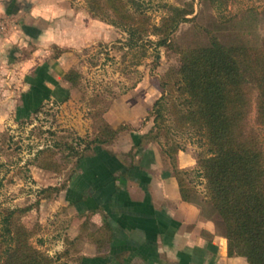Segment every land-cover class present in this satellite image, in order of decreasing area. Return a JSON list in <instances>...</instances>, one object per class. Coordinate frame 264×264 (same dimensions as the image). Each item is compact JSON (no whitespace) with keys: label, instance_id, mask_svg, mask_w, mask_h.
Wrapping results in <instances>:
<instances>
[{"label":"rangeland","instance_id":"rangeland-1","mask_svg":"<svg viewBox=\"0 0 264 264\" xmlns=\"http://www.w3.org/2000/svg\"><path fill=\"white\" fill-rule=\"evenodd\" d=\"M30 1L0 0V44L5 37L11 39L13 35H16V38L11 41H17L19 39L17 34L22 33V27L26 33L31 32L27 25L35 27L33 25L35 21L29 18L27 15L29 11L25 10ZM141 1L154 23H159L165 14L160 7L161 2L193 9V14L189 16L190 20L182 23L173 35L175 42L182 48L207 45L215 34L222 42H225L223 35L232 34L264 47V0ZM56 2L66 10L71 6L76 14L94 18L86 9V0H43L44 4L54 6ZM73 11L65 12L69 16H65L63 22L60 17L54 18L57 12L49 14V20L47 18L44 23L45 27L62 26L66 23L67 31L72 34L75 29L74 34L78 36L79 23L77 22V28L71 24ZM18 12L20 13L15 14ZM98 18L94 19L97 21ZM83 19L79 17V20ZM44 24L41 23V27ZM105 24V28L102 29L105 30V38L86 40L85 43L67 47L64 51L51 46L49 58L53 57L51 59L53 75L48 73L46 61L36 68L34 64L29 63L32 62L29 59L35 55L36 47L33 45L18 42L8 48L4 46V52L0 56V221L6 209H24L25 211L18 213L17 217L31 232L30 244L51 258L58 257V264H78L81 252H85L86 255L92 254L88 248L86 249L85 244L91 222L87 216L79 217L73 214L75 212H69V207L65 208L61 204L55 207L57 201L60 203L64 190L71 182L75 158L59 171H48L39 168L38 162L35 161L37 152L52 144L50 132L56 133V138L57 136L68 139L94 138L99 120H95L90 111L102 110L101 108L105 109L108 106L103 118L115 129H120L118 134L120 136L113 145L104 147L116 151L128 149L135 143L133 137V141L131 140L130 134H146L153 127L150 112L154 103L162 96L161 86L166 74L178 66L179 55L164 48L155 49L154 46H149L145 58L140 49L128 52L127 48H120L127 39V34L114 25ZM43 52L41 51L39 55ZM39 69H42L41 76L46 77L44 86L49 89L50 95L35 103L33 80L39 75L37 73ZM70 69H76L81 73L82 80L77 88H70L67 83L66 87L63 85L64 75ZM57 87L65 91L55 103L52 93L57 91ZM256 97V91L253 90L247 126L249 129L257 130L264 141V130L259 128L256 122ZM96 99L97 106L90 108L89 105ZM27 102L31 103L29 108L25 105ZM41 104L44 105L43 110L35 115V109ZM130 113L138 116L139 119L135 123L124 122L117 125L110 122V117ZM167 118L168 125L175 120L171 115ZM162 139L163 143L167 142L166 147L180 148L179 153H184L181 160L183 164L193 160L196 163L203 149L198 146V137L193 134L173 132L168 138ZM145 145H152L161 151L157 144ZM57 162L64 165L61 155L57 157ZM188 179L200 192L204 191V184L194 173L190 174ZM44 189H48V192L41 193ZM51 203L54 205L51 206ZM86 221L89 222V226L85 233L83 225L85 223L88 225ZM81 235L83 236L81 242L70 248L68 256L63 255L64 251L69 249L66 241ZM75 249L78 253H74Z\"/></svg>","mask_w":264,"mask_h":264},{"label":"trees","instance_id":"trees-1","mask_svg":"<svg viewBox=\"0 0 264 264\" xmlns=\"http://www.w3.org/2000/svg\"><path fill=\"white\" fill-rule=\"evenodd\" d=\"M86 1V9L92 17H99L100 21L127 34L120 48H127L128 52L140 49L144 58L149 46L179 55L177 68L166 74L161 86L162 96L150 112L154 125L146 134L133 137L134 148L147 143L160 146V156L163 162L173 167L183 200L199 206L201 214L215 222L219 233L228 241L229 256H242L249 264H264V141L257 130L247 126L251 94L255 90L256 122L264 130V47L232 34L223 35L225 42H222L215 34L207 45L182 48L173 35L182 23L190 20L189 16L194 12L192 8L161 2L165 14L159 23H154L141 0ZM37 73L35 80L30 79L34 83L35 103L50 95L44 86L46 77L41 76L42 69ZM64 80L70 88H77L82 76L76 69H70ZM56 90L52 93L55 103L65 91L60 87ZM97 104L98 100H93L89 107ZM25 105L29 108L31 103ZM43 106L36 108L34 114L41 113ZM108 107L90 111L91 116L99 120L97 133L92 139L56 138V133L50 132L52 144L39 149L35 157L39 168L59 171L75 158L70 176L73 179L94 148L100 150L113 145L120 129L104 120L103 114ZM170 115L175 120L168 125ZM173 132L198 137V146L203 149L194 170L179 169L177 156L180 148H168L167 142L163 143L162 138H168ZM83 145L84 148L80 149ZM106 151V155L101 154L107 158L116 155L110 148ZM59 155L64 165L57 162ZM126 156L128 173L135 167V162L133 152ZM192 173L201 179L204 191L200 192L188 179ZM47 192L48 189L41 191ZM24 211L6 209L2 214L0 264H58V257L51 258L30 244L31 232L17 217ZM83 231H88L87 223L83 225ZM87 235L101 253L107 251L113 229L106 221L98 231ZM81 237L67 240L69 249L63 255L68 256L70 248L76 247ZM74 253L78 250L75 249Z\"/></svg>","mask_w":264,"mask_h":264},{"label":"crops","instance_id":"crops-1","mask_svg":"<svg viewBox=\"0 0 264 264\" xmlns=\"http://www.w3.org/2000/svg\"><path fill=\"white\" fill-rule=\"evenodd\" d=\"M30 2L25 10L29 11V18L35 21V27L27 25L31 31L27 33L22 27V33L17 32V41H11L16 35L11 39L5 37L0 44L3 46L2 49L0 46V56L4 52V46L8 48L18 42L33 45L36 47L35 55L29 59L32 62L27 61L34 64L35 68L46 61V69L51 75V46L64 51L65 48L85 43L86 40L106 37L105 30H102L106 26L104 22L96 21L88 15L84 17L76 14L71 6L66 10L58 2L55 3L56 6L44 4L43 0ZM67 11L74 12L71 24L77 28V22L79 23L78 36L74 34L75 29L72 34L67 31L66 23L62 26L45 27L49 14L57 12L54 18L60 17L63 22L65 16H69L65 13ZM8 14L11 15L9 12ZM79 17L84 19L79 20ZM41 23L44 26L41 27ZM41 51L44 52L39 55ZM63 85L66 87V82ZM138 119V116L130 113L110 117V122L118 125L124 122L135 123ZM135 135L143 134H130L131 140ZM135 145L132 143L128 149L119 151L111 148L116 155L110 158L101 154L103 152L106 155L105 147L100 150L94 148L82 167L76 170V176L64 190L60 203L57 201L55 204V207L58 204L69 207V212H75L73 214L79 217L87 216L91 222L88 234L98 231L106 221L113 229L107 251L97 252L92 238L88 237L86 249L92 254L81 252L77 263L249 264L242 256H229L228 241L219 233L215 222L205 218L199 206L183 200L174 177V169L170 163L163 162L159 151L152 145L134 148ZM129 152H133L135 167L127 173L126 155ZM182 154L184 153L178 154L177 167L181 170L195 169V160L185 164L181 162ZM100 156L103 157L102 160Z\"/></svg>","mask_w":264,"mask_h":264}]
</instances>
